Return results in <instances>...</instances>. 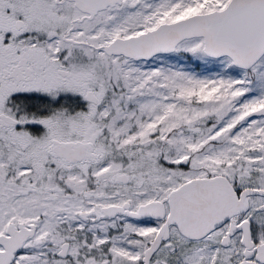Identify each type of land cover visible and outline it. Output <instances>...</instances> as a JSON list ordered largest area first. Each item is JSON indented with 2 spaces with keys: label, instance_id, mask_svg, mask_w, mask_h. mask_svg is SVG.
Wrapping results in <instances>:
<instances>
[{
  "label": "snow or ice",
  "instance_id": "6c2138e0",
  "mask_svg": "<svg viewBox=\"0 0 264 264\" xmlns=\"http://www.w3.org/2000/svg\"><path fill=\"white\" fill-rule=\"evenodd\" d=\"M0 264H264V0H0Z\"/></svg>",
  "mask_w": 264,
  "mask_h": 264
}]
</instances>
